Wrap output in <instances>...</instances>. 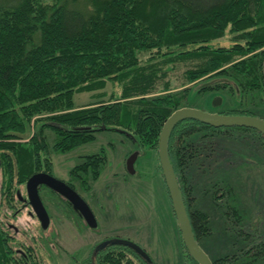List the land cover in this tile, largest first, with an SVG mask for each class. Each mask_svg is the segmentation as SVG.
<instances>
[{
    "label": "trees",
    "instance_id": "obj_1",
    "mask_svg": "<svg viewBox=\"0 0 264 264\" xmlns=\"http://www.w3.org/2000/svg\"><path fill=\"white\" fill-rule=\"evenodd\" d=\"M227 27L233 34V45L214 47L212 42L222 39ZM142 53L154 55L145 64ZM157 58L161 59L154 62ZM188 61L192 62L186 70L189 83L217 75L233 78L241 94L263 88L264 0H0L4 199L11 200L17 185L25 184L33 173L53 172L51 151L70 152L95 141L101 130H120L158 152L164 123L185 107L169 83L159 92L158 81L165 74L159 63ZM109 83H119L121 95L111 96L109 102L76 105V93L102 90ZM219 113L259 116L242 108ZM48 129L56 135L52 146ZM217 132H252L264 146V132L249 127L216 128L197 119H185L175 126L168 151L198 241L212 232L210 215L193 208L197 184L188 183L182 173L189 162L198 168V160L194 161L200 151L197 134L206 139ZM106 162L103 148L81 157L70 170V185L90 192ZM227 182L221 193L217 187L215 202L223 200L216 199L217 195L228 198L234 194V184ZM164 183L176 217L165 179ZM234 201L231 197L226 213L239 223L242 215ZM239 235L248 243L238 245L239 250L213 260V264H264V241L243 229ZM5 236L0 223V264H14L8 263L10 256L5 254ZM181 241L186 264H199L182 235ZM137 260L155 264L151 257L149 261L121 244L104 246L94 264H135Z\"/></svg>",
    "mask_w": 264,
    "mask_h": 264
},
{
    "label": "rangeland",
    "instance_id": "obj_2",
    "mask_svg": "<svg viewBox=\"0 0 264 264\" xmlns=\"http://www.w3.org/2000/svg\"><path fill=\"white\" fill-rule=\"evenodd\" d=\"M229 30L230 27H227L225 36L213 41L212 45L231 47L234 42L233 34ZM153 55L142 53V63H148ZM160 59L157 58L154 62ZM159 66L165 73L158 81L159 92H163L165 83H169L170 90L181 96L180 104L185 107L199 108L211 113L227 112L236 108L251 109L264 118V87L241 94V88L233 78L223 79L229 77L211 75L189 83L186 70L192 66V62L159 63ZM121 93L122 86L119 83H109L102 90L76 93L74 100L78 107H84L99 101L109 102L111 96H119ZM46 135L52 146L55 133L48 129ZM199 135L202 133L195 137L200 140L199 158L194 160L195 163L198 160V168L193 162H189L190 165L182 174L185 180L188 178V183L197 184L193 208L210 215L209 226L212 232L202 237L199 243L213 261L239 250L238 245L248 243L240 237L241 229L249 232L252 238L264 241V146L260 137L252 132H217L208 135L210 137L206 139ZM102 148L107 154V162L99 179L94 182L90 192L78 188L96 216V227L86 226L80 217L74 215L63 218V213H59V209L53 204H49L50 210L55 213L53 227L47 231L41 230L37 221L26 214L19 218L23 224L14 219L11 222L19 227L28 222L35 234L44 233V236H49V241L63 246L53 250L47 247L44 255L46 264H89L98 243L115 237L131 240L141 246L155 264H186L181 254L182 234L171 211L157 150L141 146L120 130H101L96 133L95 141L70 152L51 151L53 173L61 180H71L70 170L81 157L99 152ZM135 152H138L135 172L130 173L126 163ZM230 180L232 184H236L239 194L231 186L234 194H230L228 198L217 195L216 199L223 200L221 203L215 202L217 187L220 188L217 192L221 193L225 190L223 183L228 181L232 185ZM2 181L3 170L0 168L1 220L10 212L4 205ZM183 183L182 179L180 185ZM231 197L242 215L239 223L232 221L229 218L231 214L226 213ZM20 237L17 235V238ZM41 240L45 246L47 240ZM58 259L61 261H57ZM135 264L140 262L137 260Z\"/></svg>",
    "mask_w": 264,
    "mask_h": 264
},
{
    "label": "water",
    "instance_id": "obj_3",
    "mask_svg": "<svg viewBox=\"0 0 264 264\" xmlns=\"http://www.w3.org/2000/svg\"><path fill=\"white\" fill-rule=\"evenodd\" d=\"M219 102H221V99H219ZM185 119H197L216 128L239 126L257 129L262 132H264V119L254 115L222 114L219 112L211 113L199 108L182 107L172 113V115L164 123L161 130L158 144V157L172 201L179 230L191 254L197 259L199 264H213L209 255L203 250L193 232L188 213L184 205L177 176L171 164L168 151L169 138L173 129L180 121ZM137 157L138 152H135L127 160V169L130 173L135 172L134 165ZM41 184L48 185L56 192L67 198L72 203L73 207L84 216L90 227H96L98 225L96 216L91 207L73 187L49 173L37 172L28 179L26 187L30 203L41 221L43 228L46 229L49 226L50 218L39 195L38 189ZM107 244H121L129 246L142 257L150 261V255L141 246L131 240L114 238L105 241L102 246Z\"/></svg>",
    "mask_w": 264,
    "mask_h": 264
},
{
    "label": "flooded vegetation",
    "instance_id": "obj_4",
    "mask_svg": "<svg viewBox=\"0 0 264 264\" xmlns=\"http://www.w3.org/2000/svg\"><path fill=\"white\" fill-rule=\"evenodd\" d=\"M38 172L49 173L53 175L54 177H56L53 172H48V171H38ZM27 181L25 182V184L17 185L15 189V193L11 196V200L4 199V205L7 208V211H10L9 214L8 213L5 214L4 219L3 218L2 220L0 219V223L2 224L3 230L6 234L5 236L6 241L4 244L6 247L5 254L10 256L8 263L46 264L47 259L44 255L46 254L47 247L49 250H53V249H56L57 247L63 248V246L62 245L57 246V243L49 241L48 240L49 236H44V233L43 234L38 233V235L35 234L30 228L28 222H24L26 226L24 224V225H21L22 227L21 226L19 227V225H15L14 223H12L11 219L18 221L20 216L22 217L24 214H26L27 217H31L32 219H35L37 221V224H38L37 226H39L41 230L47 231L49 230V228H51V226L53 227L52 221L55 217V213L52 212V210H50V206H49V204H53L59 209V213H63L62 215L63 218H66V217L71 218V216L74 215V216H77L78 218L80 217L83 220L82 222L86 226H88V223L85 220L84 216L73 207L72 203L67 198H65L63 195L59 194L58 192H56L53 188L49 187L48 185L41 184L38 189L39 195L41 197V200L50 218L49 226L46 229L43 228L41 221L39 220L35 210L33 209L30 203V199H29L28 191L26 187ZM65 182L70 185V180L65 181ZM76 191L80 194L78 190ZM82 197L85 199L84 196ZM52 213L54 216L52 215ZM77 217L75 218L77 219ZM19 222L21 221L19 220ZM17 235H20L21 237L17 238ZM41 238L47 240L45 246L42 243ZM115 238H119V237H115ZM111 239H114V238H111ZM108 240L110 239L106 238L98 243V245L93 250V253H92L93 255L89 259L90 260L89 264L90 263L94 264L96 260V256L100 254L101 250L104 247L102 246V244ZM107 245H110V244H107ZM57 261H61V259H58Z\"/></svg>",
    "mask_w": 264,
    "mask_h": 264
},
{
    "label": "crops",
    "instance_id": "obj_5",
    "mask_svg": "<svg viewBox=\"0 0 264 264\" xmlns=\"http://www.w3.org/2000/svg\"><path fill=\"white\" fill-rule=\"evenodd\" d=\"M239 172V171H237ZM238 174V173H237ZM235 189L237 188L236 184H234ZM237 190V189H236ZM237 193L239 194V191L237 190ZM209 255V254H208Z\"/></svg>",
    "mask_w": 264,
    "mask_h": 264
}]
</instances>
